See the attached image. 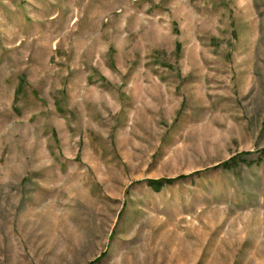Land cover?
Wrapping results in <instances>:
<instances>
[{
  "label": "rangeland",
  "instance_id": "1",
  "mask_svg": "<svg viewBox=\"0 0 264 264\" xmlns=\"http://www.w3.org/2000/svg\"><path fill=\"white\" fill-rule=\"evenodd\" d=\"M0 264H264V0H0Z\"/></svg>",
  "mask_w": 264,
  "mask_h": 264
},
{
  "label": "trees",
  "instance_id": "2",
  "mask_svg": "<svg viewBox=\"0 0 264 264\" xmlns=\"http://www.w3.org/2000/svg\"><path fill=\"white\" fill-rule=\"evenodd\" d=\"M185 178H187V176L186 177H182V179H185ZM172 181L173 180H171V179H167V180H157V181H149L148 183H149V185L150 186H153L154 188H159L162 184H167V183H172Z\"/></svg>",
  "mask_w": 264,
  "mask_h": 264
}]
</instances>
